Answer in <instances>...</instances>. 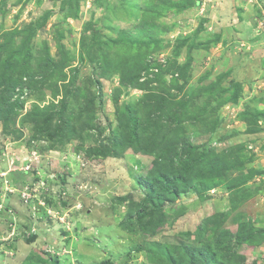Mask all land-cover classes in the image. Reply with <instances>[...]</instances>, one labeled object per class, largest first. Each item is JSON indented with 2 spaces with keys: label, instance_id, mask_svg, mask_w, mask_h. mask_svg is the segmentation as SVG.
I'll use <instances>...</instances> for the list:
<instances>
[{
  "label": "rangeland",
  "instance_id": "374dc122",
  "mask_svg": "<svg viewBox=\"0 0 264 264\" xmlns=\"http://www.w3.org/2000/svg\"><path fill=\"white\" fill-rule=\"evenodd\" d=\"M11 81L0 264H264V0H0V99ZM157 98L198 117L180 131L198 152L229 163L242 152L228 174L243 185L236 200L224 182L203 198H158L143 223L130 216L155 159L126 142L106 149L132 132L119 135L120 113L145 123ZM42 115L66 126L62 144L42 137Z\"/></svg>",
  "mask_w": 264,
  "mask_h": 264
},
{
  "label": "trees",
  "instance_id": "16d2710c",
  "mask_svg": "<svg viewBox=\"0 0 264 264\" xmlns=\"http://www.w3.org/2000/svg\"><path fill=\"white\" fill-rule=\"evenodd\" d=\"M8 78L9 76L3 77V79ZM30 78L33 77L30 75ZM8 84L9 85H6V90L2 94L0 101L6 104L8 111H15L20 103L12 102L11 99L14 95L15 88L21 85V83L18 81H11ZM2 88L3 86H1V89ZM157 100L158 98L153 100L151 110L145 114V123L136 119V111L133 108L127 107L124 113H120L121 117L117 125L120 131L119 135H121L120 129L123 128H130L132 132L130 134L125 132V135L121 139L119 137L111 138L109 142H112L113 149L109 150L105 148L108 153L114 152V154H117V152L121 151L123 148L122 143L126 142L130 145L135 144L142 146L140 149L144 153H147L148 156L152 155L155 159L154 165L151 167L148 176L144 180V185H146L149 190L148 197L142 201V203L137 204V211L135 213L132 212L130 216L135 218L137 223H143L145 218L153 215V210H155L154 204L158 198L174 202L176 199L180 198V196L189 193H195L203 198L205 192L217 188L224 182L227 183V188L231 193L230 200H236L242 192L243 185L242 182H238V179L228 177V174L236 171V168H238V170L239 167L244 168L245 161L242 160L244 158L242 152L239 154L234 152V154L231 155L234 163L225 162V159L212 155V150L198 152L197 148L192 146L190 142L180 139L182 129L185 128L184 125L186 123L198 122V117L196 115H190L191 109L188 108V104L184 103V105L179 106V108L173 107V110L169 112L170 108H165L162 105L158 108ZM90 110L91 109L87 107V111L89 112ZM90 116V118H93L92 114H90ZM31 117L37 119L36 115H32ZM42 118L46 120V124L48 122L47 116L42 115ZM45 124L39 128L42 137L49 140L51 144H62L65 140L63 136L66 126L60 128V126ZM148 127L151 131V137L156 141L151 139L144 141V132ZM45 131L47 132L46 136L44 135ZM67 131L74 133L75 130L69 124L66 134ZM170 131L174 133L173 137H167ZM75 137H77V135ZM68 141H70L69 138ZM88 151L90 156H98L97 154L102 153V150L95 148H90ZM246 182L248 181L246 180ZM243 184L245 183L243 182ZM205 221L210 223L212 219H206ZM159 222H162V219L157 222L148 220L141 226L147 230H154L158 228ZM187 250L192 251V249ZM206 252L207 251H198L195 258L202 262H207V258L211 261L214 257L208 256ZM26 264L30 263L27 262ZM107 264L111 263L107 262ZM192 264L196 263L193 262Z\"/></svg>",
  "mask_w": 264,
  "mask_h": 264
}]
</instances>
